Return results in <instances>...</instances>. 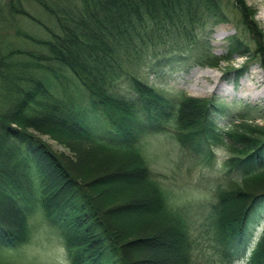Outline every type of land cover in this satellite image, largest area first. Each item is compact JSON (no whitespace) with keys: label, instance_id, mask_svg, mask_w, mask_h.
<instances>
[{"label":"trees","instance_id":"trees-1","mask_svg":"<svg viewBox=\"0 0 264 264\" xmlns=\"http://www.w3.org/2000/svg\"><path fill=\"white\" fill-rule=\"evenodd\" d=\"M236 6L256 52L234 36L222 60L249 55L264 69V33L247 19L251 9L244 0ZM0 14L13 31L0 42V249H18L28 241L27 218L40 208L62 236L71 264H136L128 251L140 244L139 236L110 222L142 195L150 197L138 211L152 216L147 226L163 225L165 234L177 238L180 264H195L188 221L169 208L168 193L143 154L148 138L172 127L198 154L213 156L217 142L232 151L224 167L235 180L214 197L208 221L222 262L239 259L252 238L253 218L264 211V128L236 125L247 120L242 114L221 127L232 111L216 96L173 97L132 76L121 89L116 84L123 76L113 57L114 49L127 52L150 25L169 24L196 48L198 30L226 22L222 0H0ZM182 54L171 61L178 64ZM206 62L214 66L218 60L206 58L202 65ZM62 73L82 87L85 102L57 97L51 77L60 79ZM35 133L79 158L54 152ZM102 167L114 169L102 172ZM132 168L140 176L114 175ZM8 212L18 219L16 231L6 220ZM248 264H264V232Z\"/></svg>","mask_w":264,"mask_h":264},{"label":"rangeland","instance_id":"rangeland-1","mask_svg":"<svg viewBox=\"0 0 264 264\" xmlns=\"http://www.w3.org/2000/svg\"><path fill=\"white\" fill-rule=\"evenodd\" d=\"M244 1L251 9L247 19L264 33V0ZM236 3L238 0H222L226 22L213 26L209 24L198 30L196 48L193 43L182 40L169 24L146 27L127 52L121 48L114 49L115 69L123 76L116 85L121 89L126 88L127 77L132 76L173 97L179 95L210 99L216 96L232 111L220 120L221 127L227 126L230 119L234 120L236 115L242 114L248 117L247 120L238 121L236 125L264 128L263 67L259 62L252 61L251 56L239 53L233 54L230 60H222L229 53V40L234 36L240 38L244 45H248L247 49L251 50V53L256 52L255 42L245 31L243 26L245 20ZM22 21L24 20H19L18 23ZM21 24L27 30L33 29L35 33L41 34L27 21ZM10 33L13 31L8 30L5 22L0 20V42L6 41ZM180 53H183V56L178 64L171 61ZM206 58L217 59L218 62L214 66L207 65V62L202 65ZM241 69L244 71L239 74L238 71ZM51 82H53L51 88L58 98L72 100L77 104L85 102L82 99L85 93L71 74L62 73L60 79L51 77ZM255 97L258 99L254 100ZM1 108L0 105V110ZM169 129L170 131L165 134L152 136L146 140L144 157L168 193L169 208L183 212L188 221L190 236L194 243V263L224 264L217 255L221 248L217 236L210 230L208 213L217 193L226 189L235 180L224 167L232 151L217 142L212 145L213 156L203 152L198 154L180 141L174 128ZM35 134L54 152L63 153L72 161L79 158L76 153L49 136ZM110 169L114 168L102 167L101 171L107 172ZM135 197L134 200L140 197L137 202H143L144 205L150 203L148 196ZM41 212L39 208L27 218L29 238L24 245L22 244L23 246L11 250L0 249V264H71V253L67 250L60 233L48 226ZM8 213L6 220L16 231L18 219L12 213ZM151 218L152 216H142L138 211H117L111 217L110 224L121 232L132 230L136 237L163 236L161 228L163 225L147 226V220ZM262 219L264 223V217ZM171 239L172 242L169 244L173 246L172 235ZM173 248L166 254L172 258L171 264H180L176 247ZM128 253L136 264H143L141 263L143 259L152 258L154 255L153 252L146 253L140 246L129 250Z\"/></svg>","mask_w":264,"mask_h":264},{"label":"bare ground","instance_id":"bare-ground-1","mask_svg":"<svg viewBox=\"0 0 264 264\" xmlns=\"http://www.w3.org/2000/svg\"><path fill=\"white\" fill-rule=\"evenodd\" d=\"M257 99H258L257 97L254 98V100H257ZM114 175L115 177L129 179V178H133L136 176H140V171L137 169L135 170L123 169V170L114 172ZM148 205H144L143 202H135V203H130L126 205V207H124L123 209L130 211V212L139 211L142 208L145 209L144 206L147 207ZM163 234H164L163 236H157V237H153L152 235L150 236L140 235L138 237V240H140V244L138 246L142 247V249H144L146 253H152V252L154 253L152 258L143 259L141 263L143 264H171L172 263L171 261L172 258L171 257L169 258L167 255L171 252L169 251L170 249H174L173 248L174 246L176 247L177 238L175 236H172L174 240L173 242L174 244L172 246L171 244H169L172 242L171 235L165 234L164 232ZM166 252H168V254H166Z\"/></svg>","mask_w":264,"mask_h":264}]
</instances>
